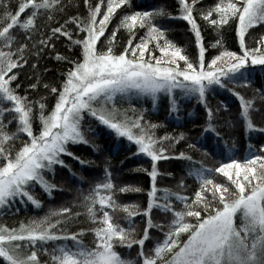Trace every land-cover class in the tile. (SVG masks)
Instances as JSON below:
<instances>
[{"label":"snow or ice","instance_id":"1","mask_svg":"<svg viewBox=\"0 0 264 264\" xmlns=\"http://www.w3.org/2000/svg\"><path fill=\"white\" fill-rule=\"evenodd\" d=\"M199 2L178 0L180 15L174 17L186 21L195 34L199 47L198 66L182 54L183 50L169 41L165 31L155 23L157 18L168 15L164 8L124 15L112 32L107 50L98 52L97 42L104 36L113 15L117 9L130 6V0H106V10L100 19L105 0H100L95 6L84 0L88 5V16L70 19L80 32L86 33L83 39L73 40L72 33L61 25L52 29L47 39H40L31 47L27 41H31L39 31L37 19L45 12L56 10L61 0H22L14 14L7 11V5H4L2 20L9 22L0 28V209L11 208L17 201L41 207V202L33 195L35 186L38 185L48 195L56 189L46 173L54 175L57 166L68 167L64 156L85 163L69 150L71 145L91 143L83 128L85 113L113 130L118 137L134 142L138 151L152 161L148 173L152 179V190L148 193V207L143 212L148 217L147 225L139 238L132 222L141 214L138 205L117 202L114 196L116 185L112 182L111 172L105 169V181L97 183L80 205L93 225L90 231L95 237L94 247L84 244L83 230L71 232L67 227H60L81 215L73 213L70 207H62L58 211H50L39 221L21 223L18 229L0 225V258L6 264H40L36 250L25 254V249H35L38 244L49 256L50 264H264V146L260 148L262 154H253L243 162L231 159L214 169L204 167L201 162L199 168L190 169L188 175L199 183L192 198L170 189H158L156 180L160 173L157 162L170 159L163 142H179L184 139L183 134L158 140L153 131L157 125L145 127L142 115L136 119H129L126 115L121 118L112 103L117 93L132 90L151 96L155 102L159 93L171 94L176 88L182 89L186 95L197 93L204 101L209 86L226 87L224 78L235 79V74L249 62L264 65V36L255 41L257 46L254 48L246 44L249 30L264 25V0H217L214 6L201 10L200 18L217 30L236 22L242 50V54L222 51L207 64V70L206 49L194 15ZM26 10H31V14L21 22L19 18ZM48 18L51 19V15ZM14 27L25 34V42L12 34ZM121 28L129 33L128 45L124 52L115 55L112 45ZM138 28L147 31L140 38V43L133 47ZM57 34L67 37L73 45L81 46L83 59L73 62L74 66L66 73L59 89H50L57 94V100L51 111H47L45 103L29 101L27 96L18 94L20 85L13 88L12 84L18 79V70L28 63L25 52L34 48L36 51L33 54L39 57ZM153 43L167 60L155 59L152 63L145 59L149 45ZM212 46H222L221 40ZM57 59L64 57L58 55ZM178 61L184 62L183 69ZM32 67L35 69L37 65ZM31 87L36 88L37 84ZM44 87L49 86L45 84ZM235 95L240 101L246 130L264 132V128H258L253 123L251 112L256 110L253 100L245 99L239 93ZM260 99L264 100V94ZM6 104L10 107H5ZM34 104L39 105L38 115ZM173 110H177L175 101ZM207 111L209 122L205 131L215 132L213 110L208 108ZM36 119L40 122L38 134L33 127ZM13 122L16 124L15 131H8ZM87 131L93 130L89 128ZM216 134L219 135L218 132ZM22 135L27 139H21ZM17 140H21L22 144L18 150L15 147ZM249 147L252 148L251 145ZM178 158L192 160L183 152ZM213 173L220 174L228 183L217 182ZM179 187H184L183 181ZM119 191L138 192L140 189L125 186ZM161 191L163 195L158 196ZM173 197L183 205L180 210L172 203ZM153 208L159 209L165 217L170 213L171 220L153 223ZM117 211L125 214L122 219L127 221V227L116 217ZM52 217L58 218L53 222ZM152 228L159 229L163 238L157 239L149 248L146 242L152 240L149 233ZM183 236L187 238L182 239ZM49 243L54 245L51 250L44 247ZM134 245L139 246L135 259H125L116 250L117 247L131 249Z\"/></svg>","mask_w":264,"mask_h":264},{"label":"trees","instance_id":"2","mask_svg":"<svg viewBox=\"0 0 264 264\" xmlns=\"http://www.w3.org/2000/svg\"><path fill=\"white\" fill-rule=\"evenodd\" d=\"M21 2L22 0H3L0 3V28L9 22L2 20L5 12L4 5H7V11L14 14ZM99 2L100 0H89L92 6ZM215 3L217 0H200L194 13L197 23L200 25L203 45L206 49L205 70H207V64L224 50L242 54L236 32V22H230L222 29L217 30L200 18L201 10H207ZM157 8H164L168 13L167 16L155 20L157 26L165 31L169 41L183 50L182 54L188 56L189 60L198 66L199 47L196 44L195 34L186 21L174 18L180 15L178 0H130V6L117 9L113 15L104 36L97 42V51L107 50L112 32L117 28L124 15ZM105 10L106 0L102 5L101 16L98 19L102 18V13ZM30 14L31 10H26L21 14L20 21L23 22ZM49 15H51V19L48 18ZM87 16L88 5L84 3V0H61L56 10L45 12L39 16L36 21L39 31L31 41L27 42L31 47L32 43L40 39H47L51 35V30L61 25H64L66 30L72 33L73 40L83 39L86 33L80 32L76 24L70 22V19L72 17L86 18ZM146 31V29L139 28L136 30L133 47L140 43V38L145 36ZM12 34L21 42H25V34L18 27H14ZM262 36H264V25L250 29L246 36L247 46L256 47L255 41ZM128 40L129 33L121 28L112 45L113 53L119 55L124 52ZM217 40H221L222 46L213 47L212 45ZM35 51L36 49L33 48L30 52H25L28 63L18 70V79L12 84V87L16 88V85L19 84L20 87L17 89L19 95L27 96L29 101L43 102L46 104V110L51 111L56 103L57 94H53L50 89L52 87L59 89L66 79V73L74 66L73 62L82 61V47L73 45L67 37L57 34L39 57L33 54ZM58 55L64 59L58 60ZM129 58H131L130 54ZM145 59L154 63L155 59L167 60L168 58L164 57L153 43L149 45V52L146 53ZM33 64L37 65L35 69L32 67ZM178 64L181 69L185 66L183 61H178ZM235 76L236 78L233 80L224 78L226 87L209 86L204 101L199 99L197 93L186 95L180 88L173 89L171 94L159 93L155 102L147 95L141 96L133 92L116 94L112 103L119 110L121 118L126 115L129 119H136L142 115V124L145 127L149 124L157 125L153 131L154 137L158 140L165 136L179 137L181 134L184 136V139L179 142H163L162 146L167 150L170 159L157 162V169L160 173L156 180L158 189H170L192 198L199 188V183L193 176H189L188 172L192 168H199L201 162L204 167L214 169L221 163H229L231 159L243 162L245 159H250L253 154H262L260 148L264 146V132L246 130L245 122L241 116L240 101L235 93H239L245 99L253 100L256 109L251 112L253 123L258 128H264V100L260 99V96L264 94V65H252L249 62ZM32 84H37V87L32 88ZM45 84L49 87L45 88ZM173 101H175L177 109L175 111L173 110ZM4 106L10 107L9 104ZM208 108L213 110L212 122L216 129L215 132L205 131L209 122ZM34 111L37 115L39 114L38 104H34ZM33 127L34 132L38 134L40 129L38 119L34 121ZM83 128L91 143L71 145L69 150L85 163L81 164L72 157L64 156L63 159L68 167L57 166L54 175L46 173L47 179L56 185L52 194L48 195L38 185L33 189V195L41 202V207L37 208L31 203L17 201L11 208L0 209V225L18 229L21 223L28 224L33 220L39 221L50 211L70 207L73 213L79 212L81 215L68 225L60 227H67L71 232L83 230L84 244L94 247L95 237L90 231L93 225L84 214L85 209L80 205L84 196L89 195L97 183L105 181V169H107L111 172L113 184L116 185L114 196L117 202L121 205H138L141 214L134 217L132 222L137 230V238L143 234V228L146 227L148 219L143 215V212L148 207V193L152 190V179L148 174L152 167L151 158L140 153L134 142L128 141L125 137H118L113 130L101 125L98 120L87 113L84 114ZM89 128L93 131L88 132ZM15 129L16 124L13 122L8 131H15ZM21 139L26 140L27 137L22 135ZM189 145H194V147L190 148ZM21 146V140H17L15 142L16 149L18 150ZM181 152L192 157V160L178 158ZM192 161L197 163L193 164ZM213 178L217 182L228 183L226 178L220 174L213 173ZM181 181H183V188L179 187ZM125 186L139 188L140 191L120 192L119 189ZM157 195L162 196L163 192H158ZM172 203L177 210L183 207L174 197ZM97 207L99 206L97 205ZM115 215L121 220L122 225L127 227V221L122 219L125 214L117 211ZM151 215L155 224L171 220L170 213L165 217V214L157 208L152 209ZM57 218L52 217L51 219L55 222ZM239 222L238 217L237 224ZM149 233L152 240L150 243L146 242V245L150 248L157 239L163 237L157 228L149 229ZM186 238V236L182 237V239ZM53 246L49 243L44 247L51 250ZM31 250L37 251L40 264H46V262L50 264L49 256L42 251L39 244L35 249H25V254ZM116 250L125 259H135L139 246L134 245L131 249L117 247ZM0 264H6L3 258H0Z\"/></svg>","mask_w":264,"mask_h":264},{"label":"rangeland","instance_id":"3","mask_svg":"<svg viewBox=\"0 0 264 264\" xmlns=\"http://www.w3.org/2000/svg\"><path fill=\"white\" fill-rule=\"evenodd\" d=\"M219 63H220V62H218V64H219ZM181 79H182V78H181ZM130 92H133V93H135V94L137 93V94H139V95H141V96H142V95H145V94H140V93H138L136 90H132V91H130ZM128 93H129V92H128ZM147 96H149V95H147ZM149 97L152 98L151 96H149Z\"/></svg>","mask_w":264,"mask_h":264}]
</instances>
